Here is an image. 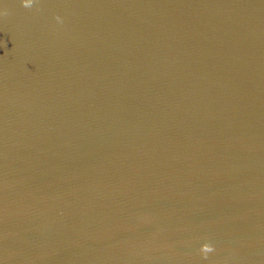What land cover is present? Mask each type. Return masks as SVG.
Masks as SVG:
<instances>
[{"label":"water","instance_id":"95a60500","mask_svg":"<svg viewBox=\"0 0 264 264\" xmlns=\"http://www.w3.org/2000/svg\"><path fill=\"white\" fill-rule=\"evenodd\" d=\"M0 264H264V0H0Z\"/></svg>","mask_w":264,"mask_h":264}]
</instances>
